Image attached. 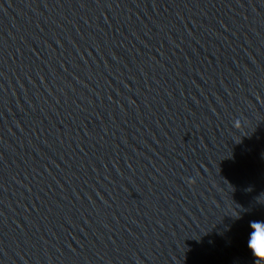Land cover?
<instances>
[{"label":"water","instance_id":"1","mask_svg":"<svg viewBox=\"0 0 264 264\" xmlns=\"http://www.w3.org/2000/svg\"><path fill=\"white\" fill-rule=\"evenodd\" d=\"M254 220L264 0H0V264H255Z\"/></svg>","mask_w":264,"mask_h":264},{"label":"clouds","instance_id":"2","mask_svg":"<svg viewBox=\"0 0 264 264\" xmlns=\"http://www.w3.org/2000/svg\"><path fill=\"white\" fill-rule=\"evenodd\" d=\"M250 229L248 247L255 257V264H259L260 261H264V255L260 254L255 247V244L257 237L261 234V232H264V220L250 221Z\"/></svg>","mask_w":264,"mask_h":264},{"label":"snow or ice","instance_id":"3","mask_svg":"<svg viewBox=\"0 0 264 264\" xmlns=\"http://www.w3.org/2000/svg\"><path fill=\"white\" fill-rule=\"evenodd\" d=\"M255 247L261 255H264V232H261V234L257 237Z\"/></svg>","mask_w":264,"mask_h":264}]
</instances>
